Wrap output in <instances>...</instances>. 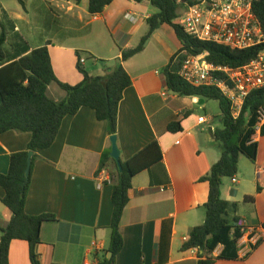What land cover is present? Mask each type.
<instances>
[{
  "label": "crops",
  "instance_id": "0c3cea01",
  "mask_svg": "<svg viewBox=\"0 0 264 264\" xmlns=\"http://www.w3.org/2000/svg\"><path fill=\"white\" fill-rule=\"evenodd\" d=\"M22 1L25 6H35L41 15L39 20L50 31L58 20L65 21V27L61 33H50L51 38L37 41L32 23L26 18L28 8L24 9L19 1L21 8L0 0V12L14 25V31H8L0 19V34L2 27L7 32L5 60L48 44L57 78L71 86L84 79L77 69V52H85L83 67L91 76L104 77L122 59L124 51L143 43V50L123 63L132 85L124 92L118 112L120 159L127 161L158 141L170 182L150 188L148 171L132 180L130 202L120 227L124 248L113 264H198L203 252H185L182 247L190 230L205 222L209 187L201 179L221 159L222 148L213 137L212 128H217L212 120L199 122L203 116L198 112L208 111V99L178 96L166 88L164 68L182 47L175 31L166 24L145 41L149 33L146 20L156 12L150 10L151 6L128 0H115L99 15L90 14L88 0L80 4L73 0ZM48 96L61 102L66 92L54 83L48 88ZM176 120L181 121L183 131L173 134L168 126ZM206 126L210 127L213 142ZM31 138L30 133L16 131L0 135L1 174L9 173L11 155L27 151ZM257 141L259 154L252 169L246 171L239 162L238 182L226 178L221 194L224 200L238 204L236 217L250 226L264 227V190H257L259 181L264 182V138ZM108 149L112 150L107 122L98 121L94 110L84 107L75 116L65 117L54 145L37 154L26 212L57 218L42 225L41 243L36 248L41 264H100L105 257H112L108 250L116 170L110 162L99 172L101 156ZM5 195L0 188V238L1 229L12 219V212L2 203ZM248 196L254 199L245 201ZM163 228L165 232L171 229V239L169 248L161 253ZM29 248L27 242L14 240L10 264H32ZM222 250L220 246L213 256ZM248 251L240 250L236 261L214 264H264V238L245 256Z\"/></svg>",
  "mask_w": 264,
  "mask_h": 264
},
{
  "label": "trees",
  "instance_id": "16d2710c",
  "mask_svg": "<svg viewBox=\"0 0 264 264\" xmlns=\"http://www.w3.org/2000/svg\"><path fill=\"white\" fill-rule=\"evenodd\" d=\"M80 4L82 0H73ZM91 15L103 13L106 7L115 0H88ZM144 6H151L157 12L150 16L146 23L149 33L145 41L163 25L170 26L176 33L182 47L164 68L163 76L169 92L189 98L202 97L217 101L220 105V118L223 127L216 129L214 139L222 148V157L210 172L201 179L208 184V201L204 205L206 219L204 224L191 229L182 250L199 249L198 264H214L220 260L239 259L238 242L242 237L235 216L238 204L222 198V183L226 178H236L239 174V162L242 157L255 163L259 154V143L253 140L258 122V112L264 110V89L253 91L247 98L243 111L238 119L232 116V103L221 92L213 87H194L180 76L182 63L189 57L207 54L209 63L218 67H241L252 62L261 47L238 51L227 46L201 42L187 34L177 21L179 6L175 0H128ZM19 2L26 9L22 0ZM255 14L264 28V0L254 4ZM6 30L2 27L0 34V135L10 131L30 133L32 138L25 152L14 153L10 157V171L7 175L0 173V188L6 195L2 203L12 212L11 221L1 229L0 264H10V247L14 240L29 244V255L32 264H41L36 248L41 243L42 225L55 222L51 214L32 216L26 212L33 168L40 150L50 149L61 130L67 116H75L81 108L94 110L98 121L107 122L108 136L117 135L118 112L124 92L132 85V79L123 67L143 50V43L136 48L123 52L122 59L117 61L112 71L104 77L91 76L80 63L85 52H77V69L84 79L80 84L71 86L59 81L52 65L49 45L46 44L29 53L24 50L11 60L6 61L4 46L7 41ZM90 59L94 57L90 56ZM66 92V99L56 102L48 96L52 84ZM168 131L177 134L183 131L180 120L173 121ZM264 138V126L261 131ZM111 149L101 156L99 172L105 170L112 162L116 179L113 183V214L110 249L112 257L104 258L100 264H113L115 257L124 248V239L120 233L124 210L130 202L132 180L145 171L150 172V188L168 185L170 178L162 162L163 152L158 141L149 144L127 161L121 160L120 171L116 161L111 158ZM33 152L31 172L27 177L28 154ZM258 193L264 190V182L259 181ZM254 199L245 197V201ZM167 225H165V228ZM161 234L159 249L162 252L170 246L171 229ZM222 246L218 256L214 253Z\"/></svg>",
  "mask_w": 264,
  "mask_h": 264
},
{
  "label": "built area",
  "instance_id": "2783aa9c",
  "mask_svg": "<svg viewBox=\"0 0 264 264\" xmlns=\"http://www.w3.org/2000/svg\"><path fill=\"white\" fill-rule=\"evenodd\" d=\"M257 0H175L179 6L177 21L191 37L201 41L227 46L238 51L261 47L257 57L239 68L218 67L207 61V54L189 57L182 63L181 78L194 87H213L232 103V116L236 119L243 111L249 95L264 89V28L254 11ZM80 63L83 65L85 59ZM207 117L199 118L206 123ZM264 126V110L258 112L256 135L261 138ZM212 132L215 129L212 128ZM233 182L238 181L233 177ZM242 237L239 250L257 248L264 238V227L250 226L247 221L238 223ZM90 264V263H86Z\"/></svg>",
  "mask_w": 264,
  "mask_h": 264
},
{
  "label": "rangeland",
  "instance_id": "374dc122",
  "mask_svg": "<svg viewBox=\"0 0 264 264\" xmlns=\"http://www.w3.org/2000/svg\"><path fill=\"white\" fill-rule=\"evenodd\" d=\"M5 1L8 2V4H9L8 6H10V7H14L17 5L21 8V6L18 4L19 0H5ZM10 1H11V3H10ZM85 2L87 3V0ZM34 7L35 6H33L32 4H29L26 6V8H28V10H29V14H28V16L26 15V18L28 20H30V22L32 23L31 26L33 28V32L36 35L37 41L38 40L44 41L43 39L51 38L50 33H61V30L63 31V29L65 27L63 25L65 24V21L58 20L57 22L54 23V27H53L52 31H50L49 29H47V27H45L46 25L44 26L45 23L43 21L39 20L41 15L39 14L38 11L34 10ZM150 10L152 12H157V10L153 7H150ZM0 19H1L2 23H4V25L8 31H12V32L14 31L13 23L7 17H4L2 15V12H0ZM0 30H1V23H0ZM22 31H25V29L23 28ZM47 32H49V34ZM11 38H12V36H11ZM11 41L13 43H16L17 40H16V38H12ZM38 43H40V42H38ZM38 43H36V44H38ZM207 101L209 102L208 111L201 110L198 112V114L205 116L207 118H210L212 120V124L217 129H221L223 127V125H222L221 118H220V111H221L220 105L217 101H213L210 99H208ZM205 129H207V131L209 133V137L213 142L210 127L206 126ZM217 145L219 146V144H217ZM261 150H262V154H264V144L261 145ZM240 165L246 171L252 169V162L249 161L248 158H246V157H242L240 159ZM229 180H231V179H229Z\"/></svg>",
  "mask_w": 264,
  "mask_h": 264
},
{
  "label": "water",
  "instance_id": "95a60500",
  "mask_svg": "<svg viewBox=\"0 0 264 264\" xmlns=\"http://www.w3.org/2000/svg\"><path fill=\"white\" fill-rule=\"evenodd\" d=\"M110 142H111V146H112L111 158H113L116 161L120 171H122L121 159H120L122 154H121V150H120L119 145H118L117 135L111 136ZM32 156H33V152L28 154V166H27V170H26L27 177L30 175V172H31ZM110 255H111V253H110Z\"/></svg>",
  "mask_w": 264,
  "mask_h": 264
}]
</instances>
